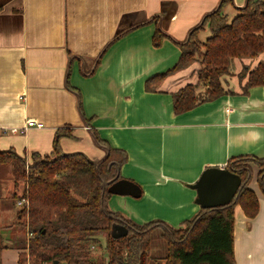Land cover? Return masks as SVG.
Returning a JSON list of instances; mask_svg holds the SVG:
<instances>
[{
  "label": "crops",
  "instance_id": "0c3cea01",
  "mask_svg": "<svg viewBox=\"0 0 264 264\" xmlns=\"http://www.w3.org/2000/svg\"><path fill=\"white\" fill-rule=\"evenodd\" d=\"M230 1L234 8L247 2ZM221 2L0 0V151L13 149L30 162L34 152L50 154L56 132L68 129L72 138H61L60 150L98 162L107 148L96 134L127 155L119 171L141 189L137 201L112 196L111 211L113 198L125 197L140 207L129 213L137 222L159 218L179 228L194 218L200 206L190 186L205 170L241 156L264 159V85L244 92L247 77H238L264 55L235 61L234 74L222 78L233 94L183 114H174L172 95L197 82L198 64L164 77L155 92L145 82L174 67L177 43ZM157 28L166 37L158 48L152 43ZM257 173L254 167L249 186L259 201L257 216L248 218L239 205L233 210L236 264H264Z\"/></svg>",
  "mask_w": 264,
  "mask_h": 264
},
{
  "label": "trees",
  "instance_id": "16d2710c",
  "mask_svg": "<svg viewBox=\"0 0 264 264\" xmlns=\"http://www.w3.org/2000/svg\"><path fill=\"white\" fill-rule=\"evenodd\" d=\"M222 0L220 6L205 16L201 25L192 29L184 44L177 43L179 60L174 67L145 82L147 91L155 92L161 80L178 70L198 64L195 84H188L172 95L174 114L191 111L202 103L233 94L222 87V78L233 75L237 60H253L264 55V0H247L241 8H234L236 16L229 18ZM157 21V20H156ZM208 27V35L201 34ZM165 35L159 28L152 37L155 47L162 45ZM244 92L264 85V61L254 70L238 74ZM72 138L68 129L58 130L53 149L48 155L34 152L30 162L13 149L0 151V164H9L14 190L22 194L13 199L24 200L16 211V219L0 229V264L6 248L3 232L14 226L26 229L27 239L13 241L20 251L17 264H236L233 247V210L239 205L250 219L257 216L259 201L250 189L252 169L257 165V183L263 187L264 159L241 156L231 159L225 168L241 179V188L226 206L202 209L179 228H171L161 221L143 225L130 223L118 212L108 208L113 196L107 190L115 179H121L120 168L127 155L111 148L98 162L83 153L60 150L61 138ZM0 201L2 184L0 181ZM117 224L128 228V235L114 240L112 228ZM165 241L162 256L149 258L154 232Z\"/></svg>",
  "mask_w": 264,
  "mask_h": 264
},
{
  "label": "rangeland",
  "instance_id": "374dc122",
  "mask_svg": "<svg viewBox=\"0 0 264 264\" xmlns=\"http://www.w3.org/2000/svg\"><path fill=\"white\" fill-rule=\"evenodd\" d=\"M230 9V10H229ZM225 10H226V14L228 15L229 18H233L234 16H236V10L234 9V7H232L231 4L226 5L225 6ZM208 27L206 26L205 31L201 34L202 37L205 38L206 35H208ZM199 67V66H198ZM195 84V83H194ZM248 166L253 169L254 167H257L256 164L252 163V162H248ZM258 168V167H257ZM255 173V172H254ZM121 179L122 175L120 174ZM256 179L255 174H252V179ZM254 179V180H255ZM0 181L2 184V191H3V197L4 200L2 199V203H0V229H2L3 227H5L6 225H10L13 222H15L16 219V212L19 206H17L16 201L17 198L13 199V193L16 195V197H20V195L22 194V190L21 187L19 186L18 189L14 190L12 187V175L10 172V165L9 164H0ZM250 181V185L249 186H254L255 183H253ZM256 181V180H255ZM255 186H258L259 189V183L258 185L256 184ZM251 189V188H250ZM261 189V188H260ZM118 198V199H116ZM115 199L113 201V203H115V207L119 208H113L112 212H118L123 219L128 220V222L130 223H135L137 225H143L146 224L147 222H151V221H161L164 222L166 225H168L169 223H167L164 220H161L159 218H152L149 219L147 218V221L144 222H137L136 220V214H133V218L129 217V213L135 211L136 209L140 208L139 206H137L135 203L134 204H129V203H125L124 199H126L125 197H115L113 198ZM138 199H134L131 198L129 199L130 202L131 201H137ZM110 210V209H109ZM111 211V210H110ZM15 213V217H13L12 215H14ZM142 220H146L145 217H142ZM141 220V219H140ZM171 228H177V227H172L170 225H168ZM3 237L6 238V248L5 250L2 252V264H17V259H18V254H19V250L17 249L16 245L14 244L13 241H20L21 239H27V234H26V229L23 227H17L14 226L12 229H7L5 230L3 233ZM154 237L151 241V247H150V252H149V258L151 257H156V256H162L164 255L165 252V241L163 240L161 234L157 231L154 232ZM13 239V241L11 240ZM18 253V254H17ZM49 264H53V263H49ZM59 264H64V263H59Z\"/></svg>",
  "mask_w": 264,
  "mask_h": 264
},
{
  "label": "water",
  "instance_id": "95a60500",
  "mask_svg": "<svg viewBox=\"0 0 264 264\" xmlns=\"http://www.w3.org/2000/svg\"><path fill=\"white\" fill-rule=\"evenodd\" d=\"M241 185L240 177L229 169L211 167L205 170L190 188L196 191L195 201L200 208L214 209L230 203ZM108 187L107 192L113 196H128L136 199L141 197L140 187L131 180L115 179ZM127 233L128 228L122 224H117L111 231L114 240L127 236ZM53 264H57V261H53Z\"/></svg>",
  "mask_w": 264,
  "mask_h": 264
},
{
  "label": "built area",
  "instance_id": "2783aa9c",
  "mask_svg": "<svg viewBox=\"0 0 264 264\" xmlns=\"http://www.w3.org/2000/svg\"><path fill=\"white\" fill-rule=\"evenodd\" d=\"M38 126H40V125H38ZM23 131H24V130H15V129H14V130H12V133H18V132H21V133H22ZM24 203H25L24 200H20V202H17L16 205L20 207V206H21L22 204H24Z\"/></svg>",
  "mask_w": 264,
  "mask_h": 264
}]
</instances>
